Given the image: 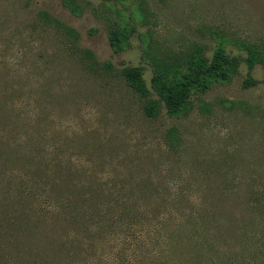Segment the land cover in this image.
Returning <instances> with one entry per match:
<instances>
[{
    "label": "rangeland",
    "instance_id": "rangeland-1",
    "mask_svg": "<svg viewBox=\"0 0 264 264\" xmlns=\"http://www.w3.org/2000/svg\"><path fill=\"white\" fill-rule=\"evenodd\" d=\"M220 49L178 116L122 75L158 100L154 62ZM72 262L264 264V0H0V264Z\"/></svg>",
    "mask_w": 264,
    "mask_h": 264
},
{
    "label": "trees",
    "instance_id": "trees-1",
    "mask_svg": "<svg viewBox=\"0 0 264 264\" xmlns=\"http://www.w3.org/2000/svg\"><path fill=\"white\" fill-rule=\"evenodd\" d=\"M127 38L128 33L125 32V29L120 27L113 30L110 36V44L113 50L120 52L124 47L123 42ZM237 63L238 61L235 58L226 56L222 49L218 50L211 60L198 53L190 55L184 62L183 71L173 64L154 62L152 89L158 95V100L152 97L149 88L146 86L143 71L140 68H125L122 75L134 92L145 100L143 111L147 117H157L162 107L166 109L170 116H178L186 112V107L194 91H206L214 82L228 80L231 76L229 67L237 65ZM18 212L19 215H29L24 206L19 208ZM45 212L40 213L44 214ZM59 225L61 224L59 223ZM127 225L128 229H121V233L126 230L131 239L138 238L136 220H130ZM23 226L27 228V226ZM58 240L55 232L52 236L45 235L41 247L48 254L52 252L53 255L58 256L60 253ZM30 247L28 246V249ZM73 254L74 252H72ZM71 264L77 263L72 262Z\"/></svg>",
    "mask_w": 264,
    "mask_h": 264
}]
</instances>
